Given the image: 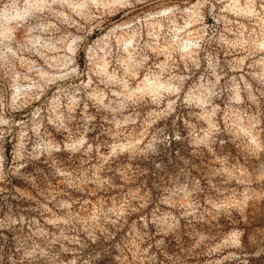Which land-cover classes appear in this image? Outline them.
<instances>
[{"label":"rangeland","instance_id":"rangeland-1","mask_svg":"<svg viewBox=\"0 0 264 264\" xmlns=\"http://www.w3.org/2000/svg\"><path fill=\"white\" fill-rule=\"evenodd\" d=\"M0 264H264V0H0Z\"/></svg>","mask_w":264,"mask_h":264}]
</instances>
